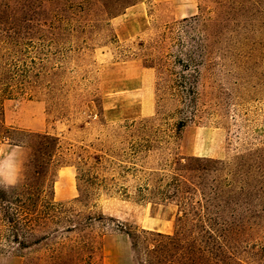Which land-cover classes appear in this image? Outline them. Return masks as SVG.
I'll return each mask as SVG.
<instances>
[{"label":"rangeland","instance_id":"1","mask_svg":"<svg viewBox=\"0 0 264 264\" xmlns=\"http://www.w3.org/2000/svg\"><path fill=\"white\" fill-rule=\"evenodd\" d=\"M1 98L0 264H264V0H0Z\"/></svg>","mask_w":264,"mask_h":264},{"label":"trees","instance_id":"2","mask_svg":"<svg viewBox=\"0 0 264 264\" xmlns=\"http://www.w3.org/2000/svg\"><path fill=\"white\" fill-rule=\"evenodd\" d=\"M4 96V95H2ZM3 101L2 98L0 99V118L2 117V108H3ZM32 138L36 139L38 142L45 141V144H42V151L37 152L38 155L34 153V157L32 159V164L34 165V170H33V175L30 179H24V183H20L13 188L10 189V193H3L2 197H0V200H2V204L6 205H15L17 207V212L16 209L14 210V213H4V218L6 220V223L8 224V228L12 232L13 236V242L17 244V247L19 249H25L29 247L26 245V243L23 242H18L16 240L17 238V233L20 230H25L29 229L30 226L33 223H39L43 222L44 219L48 217H42L44 211L42 209H46L47 206H44L41 204V199L40 195L41 192L43 191V188L45 187V182H46V176H47V171H42L41 164L42 162L39 161V157L45 156L48 158L47 166L51 163L52 158L55 156L57 153L59 146H58V139L55 137H51L48 135H31ZM3 141L10 140V131L9 129H5L3 132V135L0 136ZM15 146H18L17 144H14ZM41 154V156H40ZM102 156L95 154L93 156L94 163H99L100 159ZM83 165L86 164L85 161L81 162ZM96 177L95 175H92L89 171H79L78 175V181L85 183L89 187H92L96 185ZM31 191H34L35 193H29ZM9 206H6V209H10ZM41 208V209H40ZM21 213V214H19ZM19 214V215H18ZM19 216L21 218H16L14 219V216ZM35 215V216H32ZM43 218V220H42ZM41 220V221H40ZM74 227L72 225L70 228ZM70 231V230H68ZM128 234V233H127ZM144 234V233H143ZM137 237H132V247L133 250L135 251L138 247V241L135 239Z\"/></svg>","mask_w":264,"mask_h":264},{"label":"clouds","instance_id":"3","mask_svg":"<svg viewBox=\"0 0 264 264\" xmlns=\"http://www.w3.org/2000/svg\"><path fill=\"white\" fill-rule=\"evenodd\" d=\"M20 173H21V169L18 168L14 176H9V177L0 176V184L14 186L20 178Z\"/></svg>","mask_w":264,"mask_h":264},{"label":"crops","instance_id":"4","mask_svg":"<svg viewBox=\"0 0 264 264\" xmlns=\"http://www.w3.org/2000/svg\"><path fill=\"white\" fill-rule=\"evenodd\" d=\"M12 176H13V175H12ZM64 193H68V192L64 191Z\"/></svg>","mask_w":264,"mask_h":264}]
</instances>
